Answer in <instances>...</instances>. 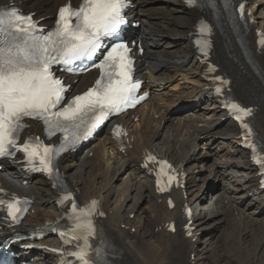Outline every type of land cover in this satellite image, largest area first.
<instances>
[{"label": "bare ground", "instance_id": "bare-ground-1", "mask_svg": "<svg viewBox=\"0 0 264 264\" xmlns=\"http://www.w3.org/2000/svg\"><path fill=\"white\" fill-rule=\"evenodd\" d=\"M65 1L22 0L21 5L34 9L36 18H47ZM247 1L248 4H255L246 9L250 14L246 15L240 35L232 33L229 23L225 22L222 32L227 41L225 47L216 45L215 53L220 71L231 79L234 99L256 107L252 123L264 148V45L261 48L255 45L256 32L261 31L264 34V5L257 6L262 2L259 0ZM134 5L135 8L128 14L129 18L140 23L138 34L145 51L138 62L137 74L145 80L144 89L150 94L166 89L177 91L180 89L179 85L173 84L183 80L182 82L192 85L189 88L192 100H201L205 107L197 109L192 106L194 113L185 115L180 113L183 110H173L175 104H168L167 101L166 104L165 100L155 97L150 98L144 105L146 110L139 114L138 125H134L132 130L139 141L130 143L132 149L126 150L125 155L120 151L122 148L105 133L103 141L91 145L85 153L71 155L61 161L60 167L66 175L68 186L77 193L82 202L92 198L99 201L105 213L103 226L109 243V264H211V258L209 262L206 261L210 253H215L213 242L216 232L223 226L230 228L226 217L229 212L242 221L236 220V225L227 235L228 242L234 240L232 250L242 255L248 264H257V261L260 263V258L264 255V233H254L251 229L242 230V223L246 217L251 221L252 227L258 229L264 226V195L258 190L256 170L248 162L246 153L240 149V133L226 118L217 98L211 94L210 84L205 81V65L191 48L190 34L194 32L199 14L187 10L181 0H136ZM250 18L253 20L251 24L248 22ZM216 42L219 43L218 37ZM156 73L165 76L155 78ZM171 73L175 78L169 76ZM92 79V74L80 77L76 84L77 89L82 91ZM184 96L187 97L186 94ZM200 111L210 114L213 120L205 118L206 116L200 118ZM153 115H157L156 121ZM182 116L180 129L170 135L173 121L177 117L181 119ZM130 118L122 117L118 121L128 124ZM35 127L39 128L37 125ZM206 136L210 137V141L202 139ZM161 146H166V149ZM213 147L228 150L227 155L236 158L224 161L220 169L215 166L209 174L218 181L221 179L224 188L217 189L213 183L203 184L198 188L197 178L205 164L207 165L212 155H218V152L209 151ZM205 148L208 149L207 152L203 151ZM152 150L168 158L186 174L185 191H189L190 204L183 199V193L175 192L176 206L169 210L165 198L156 194L152 179L140 167L146 153ZM197 150L201 153H196ZM24 181L20 173L7 166L0 172V188L20 193L33 200L34 214L25 219V224L31 227L58 222L60 215L55 207V195L46 182L38 178L24 185ZM118 182H122V193L119 199L111 203L110 200L116 194L114 184ZM249 194L253 197L247 202ZM141 201L148 209H138ZM184 203L194 214V231L190 238H186L188 232L183 230L186 224L182 213ZM242 204L245 207L244 212L237 209ZM200 207H206L204 214L200 212ZM137 209L140 210L138 217L130 219L129 216ZM202 215L206 216V220ZM171 221L176 223L174 234L167 232V225ZM207 222H211V226L204 229L200 227ZM198 227L200 230H195ZM132 229L135 230L134 233H131ZM198 232L201 233L198 235ZM200 236L205 237L203 241ZM253 239L257 240V250L250 245ZM244 244L247 245L246 248H242ZM32 256L30 253H18L16 262L45 264L37 258L29 260Z\"/></svg>", "mask_w": 264, "mask_h": 264}, {"label": "snow or ice", "instance_id": "snow-or-ice-1", "mask_svg": "<svg viewBox=\"0 0 264 264\" xmlns=\"http://www.w3.org/2000/svg\"><path fill=\"white\" fill-rule=\"evenodd\" d=\"M188 2L194 4L195 0ZM125 7L126 0H81L78 8L66 4L58 10L55 29L46 34L38 28L31 15L24 16L15 9L0 11V156L8 154L9 147H17L16 139L25 127L24 117L42 120L49 134L61 131L66 139L69 134L79 139L78 130L82 126L85 129L83 135L87 137L108 115L119 112L130 102L139 82L132 80V61L129 49L123 43L116 44L99 64L94 65L101 71L94 86L74 96L62 110L55 109L61 104L67 89L51 71L54 64L68 66L78 60L91 59L100 48L102 38L114 36L124 23L122 12ZM240 8L243 11L244 5L241 4ZM200 32H210L208 25L201 22ZM208 46L204 41L202 51ZM204 54L207 55L206 51ZM220 91L216 88L217 93ZM226 106L241 122L251 113L250 109L236 103L229 102ZM242 127L248 128V125L242 122ZM17 150L24 152L30 163L38 160L40 167L37 170L52 175L53 161L60 149L54 152L39 143V138H30ZM148 160L154 161L155 157L148 156ZM160 163L163 170L166 162ZM174 179L173 176L168 177L169 182ZM157 184L160 185L159 179ZM158 190L165 189L158 187ZM63 199L71 200V195H65ZM15 203L18 201L7 205L8 215L13 220L20 211ZM96 203L92 201L88 208L79 209V213L91 215ZM72 210L77 212L75 204ZM77 220H81L80 215ZM77 228L85 229L88 235L94 231L90 220L78 223ZM89 247L87 237H84V246L72 255L82 264H89Z\"/></svg>", "mask_w": 264, "mask_h": 264}, {"label": "rangeland", "instance_id": "rangeland-1", "mask_svg": "<svg viewBox=\"0 0 264 264\" xmlns=\"http://www.w3.org/2000/svg\"><path fill=\"white\" fill-rule=\"evenodd\" d=\"M264 1H262V2H259L258 4H257V6H263L264 4ZM255 3H253V2H249V4H248V7H253V5H254ZM256 8V7H255ZM259 10H260V8H259ZM257 20V19H256ZM257 22H259L258 20H257ZM165 75H160V74H158V73H156V74H154V77L155 78H162V77H164ZM169 76H171V77H174L173 76V74L171 73V74H169ZM175 78V77H174ZM173 78V79H174ZM178 80V79H177ZM183 81V80H182ZM182 81H180L179 80V82H177L178 84H176V83H174L173 85H179V90H174L173 89V91H172V89H166V90H163V91H158V92H154V93H152L151 94V98H157V99H159V100H165V103H166V101H167V103L168 104H175V106H174V109L173 110H176L177 112H179L180 110H183L184 112H180V113H182V114H189V115H191V114H193L194 113V110L192 109L193 107V103L195 102V100H192V96L190 95L189 96V93H190V87L192 86L191 85V83H188V82H182ZM170 90V91H169ZM174 93V94H173ZM176 94V95H175ZM181 94V95H180ZM182 94H183V96H182ZM184 94H186L187 95V97H185L184 96ZM156 95H159V97H156ZM177 96V97H175V96ZM179 95V96H178ZM171 98H174L173 100L171 99ZM177 98H179V99H177ZM181 98V99H180ZM171 100V101H170ZM170 101V102H169ZM180 101V102H179ZM175 102V103H174ZM166 103V104H167ZM205 107V104L204 103H201L200 105L199 104H197L196 105V107H197V109H202V108H204ZM201 114H202V116H201ZM204 114V115H203ZM180 115V114H179ZM198 115L200 116V118H202L203 116H206L205 118H209L210 120L212 119L213 120V118H211V115L209 114H207V113H205V111H200L199 113H198ZM153 118H154V120H157V115H153ZM180 120H182V119H178V120H174L173 121V125H172V127H171V129H170V131H169V133L170 132H172V133H170V135H173L174 133H175V131H176V129L178 128V126H179V128L178 129H180V127H181V124L179 123V121ZM183 121V120H182ZM180 124V125H179ZM135 125V124H134ZM139 128V127H138ZM133 128L131 127V130H132ZM134 134H135V132H134ZM104 137H105V134L104 133H101L99 136H98V138L96 139V141L92 144V145H95V144H98V142H101V141H103V139H104ZM135 139H136V143H138V137L136 136V134H135ZM101 140V141H100ZM208 140V139H207ZM161 148L162 149H166V146H161ZM214 148V147H213ZM218 149L219 148H217V149H210L209 151L210 152H218V155L217 156H214V155H212V157L210 158V160H208L207 161V165L205 164V168H204V170L201 172V175L199 176V178H197V182H196V184H197V187L199 188H201L202 186H203V184H209V183H213V185H215L216 187H217V189L218 188H224V185H223V183L221 182L222 180L220 179L219 181H218V179H214V178H212V176H210L209 174H210V172H212L213 171V169H214V167L215 166H217L218 167V169H220L219 167L221 166H223V165H221L224 161H231V159L230 158H236V156H232V155H227L228 154V150H221V151H218ZM204 152H207L208 151V149H204L203 150ZM196 153H201V151L199 152L198 150L196 151ZM222 156H224V157H222ZM203 157H205V156H203ZM207 157V156H206ZM218 157H221V159H219ZM213 168V169H212ZM205 181H207V182H205ZM116 184V185H115ZM114 184V188L116 189V194H115V196L110 200V202L111 203H114L115 201H116V199H119L118 197H120L119 195H121V190H122V188H123V185H122V182H118V183H115ZM189 192V191H188ZM188 192H186V194L188 195V197H187V204L189 203L190 204V201H191V198L189 197L190 195L188 194ZM133 197V193L131 194V198ZM250 199H251V197H249ZM250 199H248V201L247 202H250ZM144 208V209H148V206L145 204V203H143L142 201H141V203H140V206L138 207V209L139 208ZM136 210L131 216H129L130 217V219H134V217L136 218V217H138V215L140 214V210ZM205 209H206V207L204 208H201V213L202 214H204V212H205ZM237 209L240 211V212H244L245 211V207H244V205L242 204L241 206H238L237 207ZM226 217H227V219H228V224H229V226H230V228L228 227V226H223V228L222 229H220L219 231H217L216 232V236H215V238H214V244H213V246L215 247V253L213 252V253H210L209 255H208V259H207V261H206V263L207 262H209L210 261V258H211V261L210 262H212L211 264H241V263H245V264H248V262L244 259V257L242 256V255H240L237 251H235V250H232V247H233V244H235V243H233L234 242V240H232L231 242L229 241L228 242V239H227V235L233 230V228H234V226L236 225V222L239 220V222H242L241 221V219H238V218H236V216H234V214H232V212H229V213H226ZM203 217V219L204 220H206V216H204V215H202ZM237 220V221H236ZM246 220V222L244 223V221ZM137 221V223H138V220H136ZM248 221V222H247ZM262 220H260V222H261ZM234 223V224H233ZM247 223H249V224H247ZM211 222L209 223V222H207L205 225H202V226H200L201 228H207V227H209V226H211ZM243 228H242V230L244 229L245 231H249L250 229H251V232H253L254 231V233H258V231H259V233H264V226L262 225V227L260 226V227H258V229H257V227H252L251 226V221L248 219V218H246L245 217V219L243 220ZM246 225V226H245ZM249 225V226H248ZM200 227H198L197 229H195V230H200ZM244 227H246V228H244ZM252 227V228H251ZM256 228V229H255ZM261 228V229H260ZM228 229V230H227ZM131 233H134L133 232V230H132V232ZM199 234L201 233V232H198ZM225 234V235H224ZM224 235V236H223ZM204 236H200V240L201 241H203V239L205 238H203ZM219 238V239H218ZM223 238H224V240H223ZM222 239V240H221ZM225 239H227V240H225ZM251 243H250V245H251V247L254 249V250H257L258 248H259V246L258 245H256V244H258V243H256L257 242V240H251L250 241ZM253 242V243H252ZM217 244V245H216ZM216 245V246H215ZM232 246V247H231ZM246 244H244V247L242 246V248H246ZM249 246V245H248ZM255 246V247H254ZM221 248V249H220ZM230 249V250H229ZM229 250V251H228ZM218 251V252H217ZM234 252V253H233ZM236 252V253H235ZM220 257V258H219ZM241 257H243V258H241ZM262 258H260V263H259V261H257L259 264H264V255L263 256H261ZM259 259V258H258ZM262 259V260H261ZM216 263H215V262ZM257 263V264H258Z\"/></svg>", "mask_w": 264, "mask_h": 264}]
</instances>
